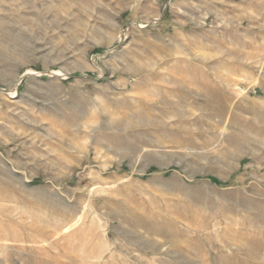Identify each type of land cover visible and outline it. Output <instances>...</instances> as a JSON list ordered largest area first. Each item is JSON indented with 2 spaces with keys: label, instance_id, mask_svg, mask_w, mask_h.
<instances>
[{
  "label": "rangeland",
  "instance_id": "374dc122",
  "mask_svg": "<svg viewBox=\"0 0 264 264\" xmlns=\"http://www.w3.org/2000/svg\"><path fill=\"white\" fill-rule=\"evenodd\" d=\"M0 264H264V0H0Z\"/></svg>",
  "mask_w": 264,
  "mask_h": 264
}]
</instances>
